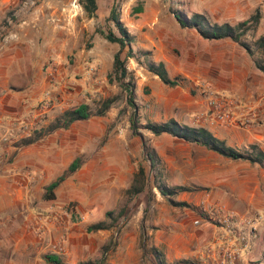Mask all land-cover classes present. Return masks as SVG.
<instances>
[{"label":"rangeland","instance_id":"rangeland-1","mask_svg":"<svg viewBox=\"0 0 264 264\" xmlns=\"http://www.w3.org/2000/svg\"><path fill=\"white\" fill-rule=\"evenodd\" d=\"M114 1L98 0L97 17L90 19L81 0H0V94L13 88L7 80L22 81L28 74L43 82V94L33 112L24 117H35L37 127L32 134L45 131L64 112L82 104L92 113L90 119L69 129L45 132L29 146L22 145L29 137L22 128L14 129H19L15 136H10L11 131L6 136L7 127H0V264H50L48 254L58 255L64 264L97 260L104 264H158L153 249L167 264L209 262L206 250L217 241L219 224L205 219L204 211L182 202L181 197L203 189L191 180L197 177L206 182L211 174L206 165L215 162L208 153L215 152L169 135L155 136L145 129L148 122H158L154 120L156 113L148 108L151 91L138 97L137 88L139 82L142 90L148 83L145 76L151 73L132 59L127 67L136 86L140 121V135L133 134V108L113 70L120 46L96 34L99 25H108ZM118 5L121 22L134 37L132 47L142 56L141 63L148 58L157 64L163 62L171 78L180 77L181 87L200 89L204 99L209 92L219 91L258 105L264 96V74L248 52L238 44L234 47L231 40L209 42L195 30L180 27L173 12L192 17L189 0H118ZM137 7L142 11L134 13ZM259 10L263 16L262 5ZM154 13L156 22L146 23ZM109 25L115 29L114 24ZM262 36L259 25L244 38L255 49L254 43ZM145 53H150L148 58ZM80 65H86L85 70L78 71ZM17 85L22 87L23 82ZM245 86L252 88L251 94L239 95ZM55 95L66 96L62 105ZM106 100H113V105L99 116ZM260 110L253 124L245 128L264 129V104ZM223 126L194 124L208 130ZM253 145L264 151V142L228 146L247 154L253 153ZM147 153L159 159L156 174L161 173L168 187L191 189L172 197L186 206L171 204L153 187ZM76 159L81 163L78 171L69 174L55 190L54 200H46L47 187ZM229 165L231 162H222L220 168L223 171ZM140 168L145 169L148 183L142 192L130 193L136 181L141 182ZM262 205L239 213L260 215L262 222L255 248L237 264H264ZM100 222L106 223L105 230H88ZM204 224L218 229L216 235L209 237Z\"/></svg>","mask_w":264,"mask_h":264},{"label":"crops","instance_id":"crops-1","mask_svg":"<svg viewBox=\"0 0 264 264\" xmlns=\"http://www.w3.org/2000/svg\"><path fill=\"white\" fill-rule=\"evenodd\" d=\"M189 3L192 9L190 12L191 14H203L215 23L221 22L222 24L227 22L233 24L248 20L256 10L259 9L260 5H262L263 16L260 22V30L261 34L264 33L263 0H189ZM147 21L146 23L148 24L155 23V13L154 16H151ZM230 42V44H233L235 47L236 43ZM41 56H43V54H41ZM85 67L86 65H80L78 71L81 69L82 71L85 70ZM145 77L148 83L140 90L141 87H139L140 83L138 82L137 94L139 97L141 94H147L146 92L151 91L149 96V101L151 103L148 108L151 112L156 113L155 122L163 123L170 119H174L182 125L194 127L193 120L195 116L198 113L207 112L208 100L207 98L204 99L202 93H200V89L197 90L192 86L170 87L165 85L153 74ZM21 82H23V86L19 87L17 84ZM6 83L13 88L8 90L3 88L6 92L0 94V127H7L6 136L9 135L10 131L13 132L10 136H15L19 129L16 131L14 129L16 127H21L20 124L25 120L24 117L29 116L33 112L39 97L43 94L44 89L41 87L43 82L40 83V79L37 76H30L28 74L22 81L18 80L16 82L7 80ZM251 89L252 88H250V90ZM57 90L58 89H55V91ZM250 90L245 86L238 91V94L243 96L250 95ZM74 96L76 98V95ZM64 97L66 98V96L57 98L55 95L54 99L59 101V105H62V98ZM57 112L58 110L53 114H57ZM223 127H216L209 130L216 137L226 141L227 144L232 147L241 144L246 145L251 142H264V129L260 127H254L252 129L238 126ZM1 132L3 131L0 130V133ZM208 154L215 160L213 165H206V167H209L211 170L208 179L205 180L206 182H201V179L197 177L191 180V183L197 184L203 187V189L198 193L194 191L183 193L181 197L182 202L187 201L191 206L204 211L206 213L205 217H209L210 212L217 206H223L237 213H244L250 208H261L263 206L264 168H262L260 164L252 163L248 160L227 159L217 153ZM187 162L191 164L192 161ZM222 162H231L232 165H229V168L223 169L222 171L220 168ZM182 167L183 164L180 166V169ZM204 230L209 237L215 236L218 231V229L209 226V224H204ZM255 246L256 241L253 245V249ZM250 254H248V256Z\"/></svg>","mask_w":264,"mask_h":264},{"label":"trees","instance_id":"trees-1","mask_svg":"<svg viewBox=\"0 0 264 264\" xmlns=\"http://www.w3.org/2000/svg\"><path fill=\"white\" fill-rule=\"evenodd\" d=\"M82 7L86 12L87 16L92 19L97 17V11L99 9L98 0H81ZM118 0H115L112 4L109 12V16L106 19L107 26L99 25L96 29V34L101 35L107 41L111 43H116L120 46V50L114 56L113 70L117 75V80L120 85L124 88L128 96V103L133 108V113L130 117L131 130L135 136L140 135V121L138 117L139 108L136 104V86L133 84V79L130 78V72L127 67V64L130 60H136L140 63L148 72L157 76L165 85L170 87H177L182 85V80L180 77L171 78L169 72L163 62L155 63L151 61L148 56L150 53H145L147 61L145 64L141 63V57L135 53L132 44L134 42V37L128 32L126 27L123 25L118 13ZM142 8L137 7L134 9V13L141 12ZM177 22L179 23L182 29H193L199 36L205 40L209 41H222V40H231L234 43L241 46L248 54L253 58L256 68L264 74V36L260 37L255 43L254 47L251 44L245 41V36L250 31H256L260 25L262 19V13L259 9L248 19L235 26L225 23V24H212L208 18L203 14H194L192 17H187L180 11L173 12ZM109 24H114V28ZM256 52L259 54V57L255 58ZM143 55V56H144ZM129 80V81H128ZM103 109L98 113L99 116H104L106 112L112 107L113 100H106L103 104ZM92 113L90 108L86 104H82L77 108L69 109L63 113L61 117L55 120L45 131H35L29 137H26L22 141L23 146H29L37 141H39L42 136L47 133H51L59 128L69 129L71 126L80 121H86L90 119ZM145 129L150 131L155 136L169 135L179 140H182L187 143L195 144L198 146L205 147L206 149L217 153L218 155L231 159V160H248L252 163L260 164L264 166V151L259 149L257 146H252L253 153H241L236 149L228 146L225 141L217 138L211 131L205 128H196L190 127L187 125H182L178 121L171 119L166 123L158 124L148 122L145 125ZM148 160L151 161V170L153 174V187L156 188L160 195L167 199L171 204L175 205H184L185 203L174 202L172 197L178 195L181 192L191 191L187 187H168L164 181L161 179V173L157 176L156 171L160 165L159 159L155 157L154 154H146ZM81 163L80 159H76L69 167L67 172L54 181L47 187V193L44 196L46 200H54L55 190L60 186L62 182L66 179L69 174H73L80 168ZM138 178L141 182L136 181V184L130 189V193L135 191L140 193L143 191L144 187L148 183L146 178V172L144 168L139 169ZM140 184V185H139ZM112 213H108V216H111ZM202 216H204L202 214ZM209 217H205L208 219ZM106 223L100 222L98 224L92 225L89 227L90 232L105 230ZM158 259V264H167L163 255L153 249ZM48 263L50 264H64L62 259L56 254H48L46 256ZM79 264H104L103 261H87L81 262Z\"/></svg>","mask_w":264,"mask_h":264},{"label":"built area","instance_id":"built-area-1","mask_svg":"<svg viewBox=\"0 0 264 264\" xmlns=\"http://www.w3.org/2000/svg\"><path fill=\"white\" fill-rule=\"evenodd\" d=\"M56 68L55 66L53 67ZM206 113H198L193 123L196 125L210 123L213 125L250 127L261 112L264 96L258 105H250L239 97L219 91L209 92ZM260 110V111H259ZM262 113V112H261ZM260 113V114H261ZM32 118L22 121L20 128L26 136H31L37 122ZM221 229L217 241L206 250L207 264H237L242 257L250 252L257 236L262 216H241L236 211L223 206L215 207L209 214ZM196 220V224H200Z\"/></svg>","mask_w":264,"mask_h":264}]
</instances>
